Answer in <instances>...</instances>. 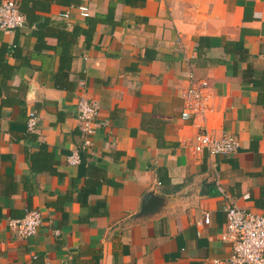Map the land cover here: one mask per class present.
Wrapping results in <instances>:
<instances>
[{
  "label": "crops",
  "instance_id": "0c3cea01",
  "mask_svg": "<svg viewBox=\"0 0 264 264\" xmlns=\"http://www.w3.org/2000/svg\"><path fill=\"white\" fill-rule=\"evenodd\" d=\"M80 4L101 21L70 47V88L56 84V37L37 49L26 26L0 31V46L19 49L2 96L15 102L0 117V264L227 259L226 208L264 211V0H57L44 16L87 29ZM189 73L212 85V110L196 120L181 118ZM81 89L99 106L90 136L75 117ZM200 125L238 150L197 155ZM30 210L42 224L19 238L8 221Z\"/></svg>",
  "mask_w": 264,
  "mask_h": 264
},
{
  "label": "built area",
  "instance_id": "2783aa9c",
  "mask_svg": "<svg viewBox=\"0 0 264 264\" xmlns=\"http://www.w3.org/2000/svg\"><path fill=\"white\" fill-rule=\"evenodd\" d=\"M83 1V0H82ZM80 17L89 16V8L84 4L77 6ZM65 17L68 15L65 14ZM259 16V15H258ZM26 26V18L20 12L15 0H0V31L9 32ZM187 87L181 92L183 120L204 118L212 110V85L206 78L189 73ZM98 102L89 99L84 89L80 90L76 100L75 117L82 133L90 136L94 133L95 118L98 114ZM39 117L30 111L26 118V129L34 132ZM192 146L197 154L210 156H228L239 148V140L232 134L215 136L206 126L200 125ZM90 144L88 139L84 145ZM80 162L77 152L67 158V164L76 166ZM204 223H209V214L205 213ZM42 224V215L37 210H30L22 218L10 219L8 226L19 238H29L36 234ZM231 244V255L225 260H216L214 264H264V211L252 212L236 206L226 208V231L220 238ZM44 264H52L46 261Z\"/></svg>",
  "mask_w": 264,
  "mask_h": 264
},
{
  "label": "trees",
  "instance_id": "16d2710c",
  "mask_svg": "<svg viewBox=\"0 0 264 264\" xmlns=\"http://www.w3.org/2000/svg\"><path fill=\"white\" fill-rule=\"evenodd\" d=\"M57 0H19L17 3L20 12L26 18V27L31 30V35L37 40V49L44 48L43 43L46 37H56L58 44L54 48V51L59 56V68L56 75V84L59 88H70L71 84L67 81L64 82V78L67 77L68 71L70 70V64L72 56L70 53V47L72 43L81 35H84L87 40L91 39V36L95 30L97 23L101 21V18H87V29L75 26L71 31L57 29L50 25V20L44 14L50 11L52 4L56 3ZM113 13V8H110L108 15ZM0 32V40H1ZM19 55V49L13 46L10 49L7 45L2 44L0 46V117L3 113V108L11 106L15 100L6 97L2 98L4 89L9 86L15 68L7 63V57ZM45 150V147L42 146ZM40 159L31 158L30 163L35 170H40L41 167Z\"/></svg>",
  "mask_w": 264,
  "mask_h": 264
},
{
  "label": "water",
  "instance_id": "95a60500",
  "mask_svg": "<svg viewBox=\"0 0 264 264\" xmlns=\"http://www.w3.org/2000/svg\"><path fill=\"white\" fill-rule=\"evenodd\" d=\"M150 196H151V194L148 195V197H150Z\"/></svg>",
  "mask_w": 264,
  "mask_h": 264
}]
</instances>
